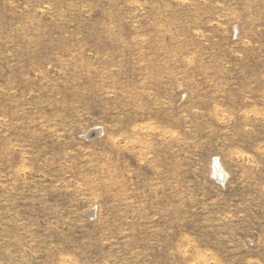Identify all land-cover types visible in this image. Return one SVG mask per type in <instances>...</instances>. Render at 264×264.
Here are the masks:
<instances>
[{
	"label": "rangeland",
	"instance_id": "1",
	"mask_svg": "<svg viewBox=\"0 0 264 264\" xmlns=\"http://www.w3.org/2000/svg\"><path fill=\"white\" fill-rule=\"evenodd\" d=\"M0 264H264V0H0Z\"/></svg>",
	"mask_w": 264,
	"mask_h": 264
},
{
	"label": "bare ground",
	"instance_id": "2",
	"mask_svg": "<svg viewBox=\"0 0 264 264\" xmlns=\"http://www.w3.org/2000/svg\"><path fill=\"white\" fill-rule=\"evenodd\" d=\"M216 170V169H215ZM217 172L216 173H221L222 174V169H221V166H219V164H218V166H217V170H216ZM218 175V174H217ZM220 175V174H219ZM223 178V177H222ZM221 180V179H220Z\"/></svg>",
	"mask_w": 264,
	"mask_h": 264
}]
</instances>
